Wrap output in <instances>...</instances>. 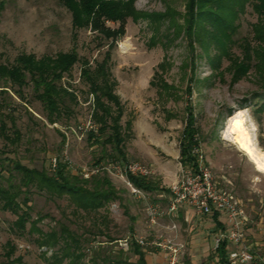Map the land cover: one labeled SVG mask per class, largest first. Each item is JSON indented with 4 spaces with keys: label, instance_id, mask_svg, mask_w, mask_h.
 Wrapping results in <instances>:
<instances>
[{
    "label": "rangeland",
    "instance_id": "rangeland-1",
    "mask_svg": "<svg viewBox=\"0 0 264 264\" xmlns=\"http://www.w3.org/2000/svg\"><path fill=\"white\" fill-rule=\"evenodd\" d=\"M128 2L139 12L165 10L160 0ZM172 5L177 12H183V0H174ZM83 16L80 13L75 17L74 8L67 6V0H0V66H14L21 55L33 56L36 61L76 56L71 68L61 73L58 83L73 94V99H65L66 110L61 111L54 123H50L46 111L35 99L30 84L18 90L10 82L0 80V119L10 128L8 117H12L21 133V141L14 148H6L0 137L3 175L0 182L7 184L5 158H15L30 169H46L49 175L58 159L78 178L87 179L93 174L108 178L116 192L103 208L87 213L77 209L67 195L50 196L32 189L29 223L34 222L43 233L59 232L61 227H66L79 240L85 255L78 264H90V255L98 248L102 252H116L119 242L130 239L131 232L134 236H146L153 231L147 225L145 201L132 195L117 177L103 170L92 173L96 170V160L102 156V147L92 144L87 131L78 130L87 124L94 130L97 128L92 117L94 98L83 71H93L107 60V74L122 106L120 124L124 127L131 123L130 135L124 141L127 162L149 167V179L161 190L147 193L146 202L165 208L169 186L185 168L176 156L190 109L198 130L200 154L212 172L217 189L239 201L250 221L244 227L246 243L264 241V172L223 139L229 119L236 111H244L254 127L258 147L264 151V109H261L264 91L257 85L254 73L234 82L230 62L225 59L212 71L199 48L196 47L193 59L184 36L174 37L173 30H168L165 23L161 33L170 40L152 44L153 32L148 20L134 21L127 17L123 24L104 20L94 28L84 23ZM177 22L182 24L180 18ZM255 22L256 16L247 8L234 40L250 36V25ZM121 25L123 29L116 37H108L107 30H118ZM232 52L240 56L237 45H233ZM162 83L171 89L162 91ZM189 88L191 92L187 93ZM167 94L171 96L167 98ZM110 107L112 117L118 115L117 109ZM168 113L172 114L169 120ZM106 149L110 154L109 147ZM111 161L106 157L101 166ZM163 219L168 218L165 215ZM15 220L14 214L0 207V264H68V259L56 261L53 257L58 247L37 246L38 233L31 230L29 223L23 235L12 229ZM251 252L259 254L256 248H251ZM128 257L130 263H135L132 254Z\"/></svg>",
    "mask_w": 264,
    "mask_h": 264
},
{
    "label": "trees",
    "instance_id": "trees-1",
    "mask_svg": "<svg viewBox=\"0 0 264 264\" xmlns=\"http://www.w3.org/2000/svg\"><path fill=\"white\" fill-rule=\"evenodd\" d=\"M164 5V12H139L131 6L128 0H67V6L74 8L75 17L84 13V23L93 25L94 28L102 25L104 20L119 21L124 23L125 18L131 17L148 20L153 36L151 43L170 40L167 35H162V26L167 24V29L173 30V36L183 35L187 41L189 51L194 59L196 47L204 54L211 70L215 71L223 59L230 62L229 71L232 81H240L253 72L257 85L264 91V0H183V12H177L173 7L174 0H160ZM250 8L256 16V22L250 25V36L234 40L241 27L240 18ZM78 15V16H77ZM182 20V24L177 19ZM80 23L77 18L75 20ZM118 30H107L108 37H116ZM165 29V28H164ZM161 33V34H160ZM233 45L240 49V56L232 52ZM212 53V54H211ZM199 57V55H196ZM108 59V57H107ZM74 54L61 55L57 60L42 59L36 61L33 56L21 55L14 66H0V80L10 82L18 90L32 86L35 99L39 101L46 111L50 123H54L65 109L66 98L73 99V94L68 89L58 85L61 73L68 71L75 63ZM107 60H104L93 71L84 70L83 77L90 86L94 98L93 120L97 125L95 130L88 132V139L93 140V145L102 147V156L94 166L99 169L106 157L112 161L127 162L124 141L130 135L131 123L123 127L120 124L123 115L119 98L113 92V84L107 74ZM167 91L170 86H160ZM190 93V88L186 90ZM171 94H167L169 98ZM105 98L106 101H103ZM0 104V109H1ZM117 109L116 116L112 117L111 107ZM261 109H264L262 100ZM66 110V109H65ZM186 113V123L179 141V163L183 167L195 169L197 158L193 151L199 148L198 130L194 126V118L190 109ZM6 116H3V118ZM168 113L166 119H171ZM11 127L7 128L3 119H0V137L5 142V147H16L21 141V133L16 128L14 119ZM105 136L103 141L101 137ZM106 147L111 153L107 154ZM8 162V178L6 185L0 182V207L16 216L12 229L23 235L26 223H29L30 194L32 189L36 192H46L50 196L67 195L77 209L84 212H95L116 196L115 189L106 177L93 174L89 178H78L72 175L67 164L56 160L52 174L46 169H30L15 158H5ZM2 171H5L2 168ZM0 178L3 179L0 171ZM132 185L146 193L159 190L156 182L150 179H140L129 176ZM91 187V188H89ZM31 230L38 233L36 244L39 248L54 249L55 260L68 259V264H78L85 256L80 249V242L66 227L60 231L51 230L43 233L35 227L34 222L29 223ZM132 231V230H131ZM134 235L131 232V236ZM223 264H229L225 254V245L220 243L216 248ZM135 257V263L129 262L128 254ZM61 260V261H62ZM60 261V260H58ZM60 261V262H61ZM90 264H146L144 250L134 241L129 242L128 250L118 249L116 252L98 250L93 251L89 258ZM262 264V263H261Z\"/></svg>",
    "mask_w": 264,
    "mask_h": 264
},
{
    "label": "built area",
    "instance_id": "built-area-1",
    "mask_svg": "<svg viewBox=\"0 0 264 264\" xmlns=\"http://www.w3.org/2000/svg\"><path fill=\"white\" fill-rule=\"evenodd\" d=\"M80 133L92 131L93 127L87 124L78 127ZM197 158L195 169L185 167L179 178L169 186V196L165 208L146 202L147 193L132 185L130 177L149 179L151 170L139 162L111 161L92 173L103 170L122 180L132 195L145 201V217L148 228L158 227L159 220L165 215L175 216L182 206L191 208L200 215L220 214L226 218L227 232L218 234L215 248L223 241L232 247L227 252L229 264H257L256 256L246 243L243 226L248 217L241 209L239 201L232 195L217 189L210 169L206 166L199 148L193 151ZM55 167V162L53 164ZM87 177V176H86ZM166 233H150L146 236H134L119 242V248L128 250L129 242L134 241L147 252H159L163 255L166 264H186L183 260L185 244L178 235V227L172 222L165 228Z\"/></svg>",
    "mask_w": 264,
    "mask_h": 264
},
{
    "label": "crops",
    "instance_id": "crops-1",
    "mask_svg": "<svg viewBox=\"0 0 264 264\" xmlns=\"http://www.w3.org/2000/svg\"><path fill=\"white\" fill-rule=\"evenodd\" d=\"M176 159H179V153ZM160 191L159 189L156 192H152V194L159 193ZM166 216L167 220H164L163 217L159 220L158 227L151 228L153 230L152 233H166L165 228L174 222L178 227L179 238L184 242L186 247L183 256L186 264H223L221 257L216 251L215 240L218 234L227 232L228 226L224 216L216 213L200 215L187 206L180 207L175 216ZM249 223L248 219L243 226V231L244 227L248 226ZM246 231H249V229L246 228ZM221 243L225 245V254L226 258H228L227 252L233 246L229 245L226 240H223ZM248 245L250 249L256 248L259 251V254L255 253L258 260L257 263L264 264V241L253 240ZM144 260L146 264H166L163 255L159 252L144 251Z\"/></svg>",
    "mask_w": 264,
    "mask_h": 264
},
{
    "label": "bare ground",
    "instance_id": "bare-ground-1",
    "mask_svg": "<svg viewBox=\"0 0 264 264\" xmlns=\"http://www.w3.org/2000/svg\"><path fill=\"white\" fill-rule=\"evenodd\" d=\"M236 120L243 121V128L247 130L246 135L242 134V132L233 133L231 131L233 123ZM249 122L244 111H236L228 121V126L223 132V139L237 150L244 153L249 162H251L257 170L264 172V170H261L264 168V151L258 147L254 127L250 125ZM241 144L244 145V148L241 147ZM245 148L248 149V151H245ZM249 152H251V157L248 154Z\"/></svg>",
    "mask_w": 264,
    "mask_h": 264
},
{
    "label": "snow or ice",
    "instance_id": "snow-or-ice-1",
    "mask_svg": "<svg viewBox=\"0 0 264 264\" xmlns=\"http://www.w3.org/2000/svg\"><path fill=\"white\" fill-rule=\"evenodd\" d=\"M231 131L233 133L242 132V134H244V135L247 134V130L243 128V121H241V120L234 121L233 126L231 128ZM241 147L244 148V145L241 144ZM244 150L248 151V149H246V148ZM248 154L251 157V152H249ZM261 170H264V168H262Z\"/></svg>",
    "mask_w": 264,
    "mask_h": 264
}]
</instances>
